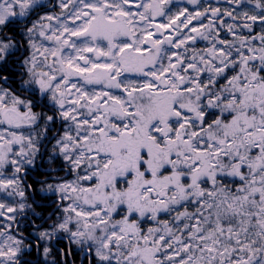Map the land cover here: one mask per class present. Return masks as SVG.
<instances>
[{
    "label": "snow or ice",
    "instance_id": "snow-or-ice-1",
    "mask_svg": "<svg viewBox=\"0 0 264 264\" xmlns=\"http://www.w3.org/2000/svg\"><path fill=\"white\" fill-rule=\"evenodd\" d=\"M0 264H264V0H0Z\"/></svg>",
    "mask_w": 264,
    "mask_h": 264
}]
</instances>
